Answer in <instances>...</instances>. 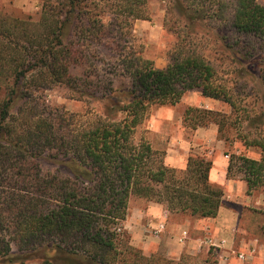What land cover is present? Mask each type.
<instances>
[{
	"label": "trees",
	"instance_id": "16d2710c",
	"mask_svg": "<svg viewBox=\"0 0 264 264\" xmlns=\"http://www.w3.org/2000/svg\"><path fill=\"white\" fill-rule=\"evenodd\" d=\"M43 1L38 22L0 9V170L49 152L52 159H66L69 176L41 179L36 196L11 200L15 238L0 228V258L16 262L34 256L37 264H179L147 256L132 244L124 225L130 199L164 204L171 213L216 218L224 193L210 182L211 161L190 155L185 169L169 167L163 152L148 141L137 142L136 132L151 108L177 105L189 91L201 90L205 97L235 107L226 86L218 83L214 66L197 47L196 29L207 22L221 23L248 40L244 59L264 65L256 48L257 42H264V5L258 0H169L170 13L189 29L185 45L178 46L165 69L155 68L141 54L123 56L118 69L129 75L131 88L117 94L111 82L105 88L109 95L103 97L108 107L104 116L73 130L38 113L34 94L53 85L74 90L78 79L72 70L86 59L82 47L101 45L115 31L123 39L132 22L147 19L148 0H106L112 11L108 24L88 0ZM216 38L227 41L226 35ZM84 76L88 91L94 86L90 75ZM120 113L123 118L117 120ZM228 118L220 111L189 107L183 122L194 131L215 124L220 140H240L246 148L264 152V139L255 133L230 137L225 131ZM63 121L70 126L69 119ZM239 175L248 193L264 189V157L258 161L232 154L228 177ZM259 213L264 236V211ZM15 243L18 253L13 252Z\"/></svg>",
	"mask_w": 264,
	"mask_h": 264
},
{
	"label": "rangeland",
	"instance_id": "374dc122",
	"mask_svg": "<svg viewBox=\"0 0 264 264\" xmlns=\"http://www.w3.org/2000/svg\"><path fill=\"white\" fill-rule=\"evenodd\" d=\"M258 3L264 5V0H258ZM88 4L96 13H101L107 18L105 19L106 24L110 22L109 17L112 18V11L106 0H88ZM43 6V0H0V9L6 15L29 19L33 22L40 21ZM169 10V0H148L147 19L132 22L131 28L124 29L126 35L123 39H120L115 31L101 45L91 49L82 47L81 50L84 51L86 59L72 70L78 79L75 89L71 90L64 85H53L42 93H35L33 102L38 106L37 112L49 116L61 127L77 130L92 122L97 116H104L108 107L103 97L105 94L109 95L105 88H110L111 82L114 93L117 94L118 91L126 92L131 88L129 75L118 69L123 64V56L141 54L145 59L151 60L155 68H167L178 46L185 45L182 40L189 32V29L184 28V20H179ZM176 19L179 21L177 22ZM207 23L209 25L196 29L200 38L197 41V47L214 66L218 83L226 86L235 107L223 101H218V105L215 106H205L202 104L205 96L201 90L189 91L177 105L151 108L147 119L137 129L136 140L137 142L144 140L150 142L154 150L164 153V159L170 150H172V155L177 151L185 152L181 146L183 143L190 142L193 155L204 157L213 164L220 157L230 160L232 154H244L260 161L264 157L261 148H246L244 142L240 140L234 143L220 140L219 127L215 124L198 129L200 130L198 136H196L198 130L194 131L184 125L185 110L189 107H201L220 111L229 117L225 131L230 137L233 138L240 134L243 138L246 133L251 132L255 133L258 138L264 139V65H261L259 61L251 63L244 59L243 54L249 50L246 46L249 45L248 40L234 34L221 23ZM225 35L227 36L226 42L216 38V36ZM238 40H240L239 45H236ZM230 45L234 47L231 48ZM256 48H259L258 56H264V42H257ZM94 55L97 57H93ZM84 74L90 75L89 79L94 87L89 90L92 91L84 88L88 80ZM86 92L94 93V97ZM65 118L70 120L69 127L63 121ZM122 118L121 113L116 115L117 120ZM257 133L262 134L257 135ZM48 154L49 152H46L41 157L31 155L27 159L28 164L24 165L15 161L16 165L13 168L7 166L0 170V228H5L6 235L10 238L13 234L11 233L13 214L8 210L11 200L15 196L29 198L36 196L38 194L37 185L41 179L47 181L53 176L62 178L69 176L64 169L66 159H52ZM188 158L189 155L187 162ZM186 166H182L180 170L185 169ZM250 195L246 203L243 204L241 201L240 205H234L240 211V227L247 231V234L242 235L256 244L251 247L252 250L264 244V236L261 232L263 216L259 213L264 211V207L257 203V198L264 195V189L255 190ZM149 203L144 199L132 197L129 202V214L135 212L137 208H146ZM189 216L188 218H191ZM146 222L144 221V225ZM137 237L139 239H134L133 244L142 249L147 256H162L176 260L179 264H216V248L210 245L199 247V249L194 246L188 247L190 253H185L181 259H178V249L174 248L175 234L165 231L156 236L153 227H150L147 230L138 231ZM199 237L206 238L202 235ZM13 238L15 237L12 236ZM147 238L151 240L145 248L138 245V242L143 244ZM250 251L249 255H251ZM13 252L18 253L16 243L13 245ZM38 262L34 256H28L16 262L0 258V264H37Z\"/></svg>",
	"mask_w": 264,
	"mask_h": 264
},
{
	"label": "crops",
	"instance_id": "0c3cea01",
	"mask_svg": "<svg viewBox=\"0 0 264 264\" xmlns=\"http://www.w3.org/2000/svg\"><path fill=\"white\" fill-rule=\"evenodd\" d=\"M202 100V104L205 106L218 105L219 101L208 97H203ZM199 131H197L196 136H198ZM181 148L185 152L177 151L174 155L171 154L172 150L168 152L165 159L167 166L179 168L178 170H180L182 166L187 165L188 155H193L191 143H183ZM229 161L220 157L214 162L210 171V182L220 187L224 193L222 206L216 218L194 219L195 217L192 216L188 218L186 214L171 213L164 204L150 202L146 208H137L135 212L128 213L124 225L131 235L132 244L134 239H139L137 237L138 231L165 224L166 228L164 232L175 234L174 238L176 242L174 241V248L178 249V259H181L185 253H190L188 247L194 246L196 249H199V247L210 245L216 248V264H264V244L256 246L255 249L251 250V247H254L256 244L254 241H248L247 237L242 235L243 233L247 234V231L240 227V211L236 209V205H240L241 201L243 204L246 203L251 195L247 193V184L241 176L235 178L228 177ZM257 203L264 207V195H260L257 198ZM144 221H147L145 225ZM201 235L206 236V238H200L199 236ZM150 240V238L142 240L143 244L138 242V245L145 248L150 243ZM249 251L251 255H249ZM240 253L246 254H244V259L239 257Z\"/></svg>",
	"mask_w": 264,
	"mask_h": 264
},
{
	"label": "built area",
	"instance_id": "2783aa9c",
	"mask_svg": "<svg viewBox=\"0 0 264 264\" xmlns=\"http://www.w3.org/2000/svg\"><path fill=\"white\" fill-rule=\"evenodd\" d=\"M166 226L165 224H161V225H158L157 227L153 228V232L156 236L160 235L162 232H164ZM239 257L241 259H244L245 258V255L244 254H239Z\"/></svg>",
	"mask_w": 264,
	"mask_h": 264
}]
</instances>
